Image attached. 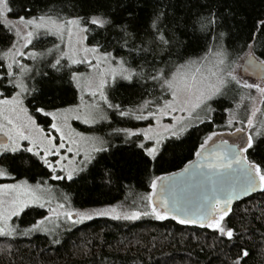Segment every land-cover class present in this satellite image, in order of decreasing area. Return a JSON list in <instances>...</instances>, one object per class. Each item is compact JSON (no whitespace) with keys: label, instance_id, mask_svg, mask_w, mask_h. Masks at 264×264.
Returning a JSON list of instances; mask_svg holds the SVG:
<instances>
[{"label":"snow or ice","instance_id":"snow-or-ice-1","mask_svg":"<svg viewBox=\"0 0 264 264\" xmlns=\"http://www.w3.org/2000/svg\"><path fill=\"white\" fill-rule=\"evenodd\" d=\"M12 2L0 0V42L5 43L0 60L10 61L7 70L0 73V87L7 90L11 86L16 90L10 98L0 99V177L14 179L13 172L27 173L37 166L48 169L52 173L51 178L57 181H73L81 173L91 175L98 165L108 159L104 154L116 145L105 135L84 136L74 133L78 137L75 139L71 132H65V128L69 127L68 114L77 113L74 118L81 120L79 113L82 108V122L85 124L107 121L106 110L121 118L148 121L145 128H113L106 134L108 137L122 135L123 143L138 150L135 154L146 158V162H155L163 156L167 147L178 146L175 144L177 141L183 143L182 137L191 129L199 130L201 125H205L210 130L195 149L197 159L185 164L179 173L156 176L150 180L152 192L146 198L150 213L133 211L121 214L115 206L93 209L92 212L74 211L66 208L70 201L67 194H61L65 203H58L57 208L49 207L48 211L56 215L57 219L63 216L68 224L67 231H71L72 226L92 220L94 215L110 216L115 220H137L152 215L160 221L171 216L172 220L180 224L196 223L178 215L191 209L183 202L182 192L176 189L186 192L190 188H197L196 214L201 226L206 222L207 227L216 231L221 240L234 242L237 233L222 223L232 212L230 205L257 190L264 193V160L250 158L264 151V120L258 119V114L264 117V109L255 105V98L245 97L240 92L255 88L261 95L260 103L264 104V87L248 83L236 73V63L222 43L225 33L216 31L220 18L215 8L205 3L201 5L204 11L177 19L171 17L163 6H155L145 25L138 24L137 17L132 13H129L125 22L117 24L112 18L113 9L108 0H81L80 7H84L87 2L91 14H77L72 18L62 16L54 8L33 16L32 10L22 4L21 8L28 15H20L15 20L9 19L13 12L10 6ZM110 30L115 32L111 38L108 35ZM260 30L264 31V21L260 22ZM89 31H98L104 43L97 41L95 46L81 49L73 44L69 51L61 50L59 56L45 63L47 56L52 55L54 50H60V45H55L54 49L47 52L28 53L27 58L33 61V66L20 63V59L26 55L22 49L32 45L33 40L39 39L41 34L54 35L62 41L67 34L71 41L74 35ZM197 33L205 39L211 34L213 44L204 56L185 58L190 42H199ZM182 36L185 39L182 40ZM109 47L123 50L127 56L118 58L108 51ZM247 47L250 51L246 54V64L258 67L264 74V59L256 57L251 44ZM79 51L85 55L77 59ZM89 53L92 54L91 60L87 58ZM64 60L67 63H62ZM254 61H258V64ZM82 63L96 70L98 82L93 84L90 77L86 78L71 67ZM0 67L4 65L0 64ZM46 69H51V72ZM59 73L66 74L68 82L79 92H87L93 102L85 104L81 95V103L75 107L52 105L49 110L48 104L34 106L35 114L50 118V122H46L51 130L59 133L57 138L37 123L35 115L24 106L23 98L33 96L36 99L35 93L39 92L35 85L27 81L36 77L52 80ZM5 80L6 85L3 83ZM121 80L129 85H139L142 89L141 100L134 108H125L121 103H113L109 99L106 90ZM237 95H240V101H252L253 106L248 110L246 119L238 118L239 102L235 108L220 107L226 101L235 102ZM145 96L150 98L146 99ZM218 110L228 117L222 125L217 123ZM165 119L169 122L164 123ZM237 123L241 126L235 127ZM223 127L235 128V131L225 133L217 130ZM225 135L235 137V141L230 144L229 140L223 139ZM215 138H219L218 143ZM66 153L73 154L69 165L62 163L69 159ZM81 154L82 158L76 160ZM113 168L114 165L104 164L100 169L102 179L109 184L115 175ZM58 169L65 174L56 175ZM158 188L159 207L153 201ZM45 195L49 199L45 200ZM42 200L44 203H40ZM46 203L51 204V190L42 189L39 183L35 188L27 180L0 184V223L4 225L0 227V236L11 235L16 231L8 228L7 222L11 217L19 216L30 204H39L43 208ZM6 204L8 208H5ZM50 221L51 217L45 216L23 234L38 232L41 225ZM239 238L243 239L242 236ZM53 243L59 244L60 240H54ZM259 254L264 257V248ZM248 258L249 251L240 245V251L231 264H247Z\"/></svg>","mask_w":264,"mask_h":264},{"label":"trees","instance_id":"trees-1","mask_svg":"<svg viewBox=\"0 0 264 264\" xmlns=\"http://www.w3.org/2000/svg\"><path fill=\"white\" fill-rule=\"evenodd\" d=\"M81 0H13L11 7L13 12L9 19L15 20L26 13L21 5L30 8L31 15L37 16L54 8L66 18L75 15L87 16L91 14V8L85 2L80 7ZM112 11V18L117 24L127 20L129 13L137 17L138 24H145L155 6H163L171 17L180 19L194 15L198 11H204L201 5L208 3L215 8L220 18L217 32H224L222 43L227 49L231 59L239 64L247 56L249 44L255 51L256 57L264 59V31L260 30V22L264 21V0H108ZM92 27V26H89ZM109 38L115 35L109 31ZM200 36L198 43H191L185 58H197L204 56L208 48L213 44L212 35L207 39ZM185 39V37H181ZM97 41L104 43L98 31L86 33V43L93 47ZM59 40L53 35L41 34L39 39H34L29 50L47 51L54 49ZM5 43L0 42V57L3 56ZM108 51L114 55L127 56L120 49L109 47ZM61 50H54L47 56L45 63L59 56ZM131 59V57H128ZM175 59V57H174ZM62 63H67L66 60ZM0 73L7 70L6 60H0ZM74 71L82 70V67L71 65ZM51 72V69H46ZM56 79L41 80L36 77L27 81L35 85L39 92L25 98L26 107L30 113L44 127H48L49 118L34 113V106L48 104L51 106L68 107L78 101V90L68 82L64 73L55 74ZM63 79H60V77ZM6 85L7 81H3ZM4 91L3 98L11 97L16 90L11 86L0 87ZM142 89L139 85H129L126 81H118L113 87L107 89L109 99L113 103H121L125 108H134L141 100ZM257 90L244 89L240 95L256 98ZM240 95L236 101H226L220 107H236L238 118L246 119L248 110L252 107V101L245 99L240 101ZM145 98H150L145 96ZM264 109V104L261 105ZM109 122L101 124L93 131L105 135L116 147L110 149L104 155L108 157L97 169L89 173H81L73 181H54L52 173L48 169L37 166L27 173L13 172L12 181L27 180L33 184H51L58 187L63 194L70 197L66 204L73 210H93L112 206L121 207L125 211L151 212L148 206L147 196L152 192L150 180L156 176H167L170 173H178L189 161H194L195 149L203 137L210 130L201 125L200 129H191L183 137V143L175 142L178 146L167 147L163 156L155 162H146V158L136 155L138 150L123 143V136H111L113 128H139L141 122L116 116L110 111ZM223 117V118H222ZM227 114L218 110L217 123L224 124ZM111 125V127H109ZM238 126V123L235 125ZM226 127L217 130H225ZM48 130V129H47ZM172 143V142H169ZM254 160H264V151L259 155L250 157ZM104 164L114 165V177L109 184L102 179L100 169ZM57 175H62L58 172ZM60 203H65L63 200ZM48 215L43 208L32 207L27 209L19 218L17 232L13 236L0 238V264H231L243 245L250 253L247 264H264V257L259 253L264 248V193H259L236 204L232 212L226 217L225 223L237 233V239L229 242L221 240L216 231L207 226L193 224H180L169 217L160 221L152 218V215L142 216L137 220H115L109 217H99L91 221L73 226L71 231L60 228L52 237L33 234L24 235V231L30 228L36 221ZM242 236L243 239L239 237ZM60 240L59 244L53 243Z\"/></svg>","mask_w":264,"mask_h":264},{"label":"rangeland","instance_id":"rangeland-1","mask_svg":"<svg viewBox=\"0 0 264 264\" xmlns=\"http://www.w3.org/2000/svg\"><path fill=\"white\" fill-rule=\"evenodd\" d=\"M85 37H86V33L81 32L78 35H74L72 37L71 41L69 40V37H68L67 34H65L63 41L61 39H59L58 37H56V38L59 40L58 45H60V50H62V51H69L71 45H73V44H75V47L77 49H81L83 47L91 48L90 46L87 45L86 38ZM78 40L80 41V43H76V41H78ZM22 43H23V41L20 42V44H22ZM20 44H18L17 46L19 47ZM29 46L27 48H25V49H22L25 52L26 55H25L24 58H21L20 59V63L21 64L28 65V66L31 67V66H33V61L31 59H28L27 58V54L30 53V52H33L34 50H29L27 52V49L29 48ZM35 52H40V51H35ZM41 52H47V51H41ZM84 55L85 54L82 51H79L78 52V55L76 56V58L79 59V58L83 57ZM87 58L89 60H91L92 59V54L91 53L87 54ZM246 58H247V56L244 58V60L242 62H240L239 64H236V73L242 78V80H245V81H247L248 83H251V84H259L261 87H264V81L254 80L252 78H247V77H244L242 75V67H241V65H243V63H244V61H245ZM9 62H10L9 60H6V65ZM73 66L82 67V70H79L78 72L84 74V76L86 78L87 77H90L93 80V84H95L96 82H98V78L95 75L96 70L93 69V68H91L88 64L82 63V64H76V65H73ZM14 70H17V69L14 68ZM109 81L111 82V78L110 77H109ZM106 92H107V90H106ZM0 93H3L4 94V91L0 89ZM14 94H15V92H14ZM81 95H83V101H84L85 104L93 102V98L90 97L87 94V92L81 93V92L78 91V101L75 104L71 105L72 107H75V105L81 103V101L79 99V97ZM8 98H10V97H8ZM25 98L26 97H24L23 99H24V106L26 107ZM0 99H4V98L1 97V95H0ZM260 101H261V95L257 91L256 98H255V105L257 107H260L261 108V105L262 104L260 103ZM83 111L84 110L82 108L81 111H80V113H79L81 115L82 119H83ZM106 111H107V115H108V120L107 121H101V122H99L97 124H85V123L82 122V119L81 120H77V119L74 118L77 113H69L68 114V120H67V124H68L69 127L68 128H65V132H71L73 134V136H74V133H81L84 136L101 135L100 133H98L96 131H93V128H95V127H97V126H99L101 124H104V123H107V122L110 121V119H111L110 111H108V110H106ZM35 118L37 120V117H35ZM258 119L259 120H264V117H261L258 114ZM139 122H141V124H142L139 128H145L148 125V121H139ZM163 122L164 123H168L169 121L167 119H165ZM37 123L40 124L38 122V120H37ZM40 125H41V127H43L45 129L46 132H52V134L55 135L57 138L59 137V133H55L49 127L46 128L42 124H40ZM240 126L241 125L238 123V126L237 127H240ZM219 131H223V132L226 133L228 131H235V128L228 129L226 127L225 130H219ZM74 138L75 139H78V137H75V136H74ZM215 139H216V142H219V138H215ZM223 139L229 140L230 143H233L235 141V137H231L230 138L227 135H225L223 137ZM210 144H211V142H210ZM66 147H67V143H66ZM61 151H62V153L64 152V150H61ZM66 155L68 156L69 159L62 161V163L64 165H69V161L72 159L73 154L72 153H66ZM81 158H82V154H81V156H77L75 159L76 160H79ZM50 159H54V158H50ZM58 172L61 173L62 175L65 174L64 172L59 171V169L57 170V172L55 174L57 175ZM20 181H22V180H20ZM54 181H57V180H54ZM18 182L19 181H12L11 178L0 177V184H6V183L7 184H11V183H18ZM28 184L31 185L33 188H35V186L37 185V184L30 183V182H28ZM40 185H41V188L44 189V190H51V204L49 205V204L46 203L45 206L43 207V209H46L48 211V208L49 207L57 208V204L60 203L63 200L61 198V194H63V192L58 187L53 186L50 183L49 184H45V185H43V184H40ZM47 199H49V196L48 195H45V200H47ZM40 203H44V200L40 201ZM8 207L9 206L6 204L5 205V208H8ZM32 207L41 208V207H39V204H30L29 207L25 208L24 211L21 212V214L19 216H13V217H11V219L8 220V222H7L8 228H14V229H16V231L13 232L11 235L0 236V238L1 237H7V236H13L17 232V227H18V223L16 224L15 223V220L17 218H19L27 209L32 208ZM115 207H116L118 213H121V214H123L125 212H127L129 214L131 213L129 211L123 210L121 207H118V206H115ZM66 208H68V207L66 206ZM68 209H71V208H68ZM57 210L60 211V212L64 211V209H57ZM71 210H73V209H71ZM79 211L92 212V210H79ZM47 216H50L51 217V221L50 222H45L44 225H41V230L40 231H38V232L37 231L32 232L34 235L35 234H40V235H46L48 237H52L55 234H57V232L59 231V229L61 227L62 228H65L67 226L66 228H68V224L65 221V219L63 218V216H61L59 219H57L56 215H54L53 213H50L49 211H48V215ZM99 217H109V218H111L110 216H95L94 215V218L93 219H96V218H99ZM152 218L156 219L154 216H152ZM121 219H123V218H121ZM88 221H91V220H87L85 222H88ZM57 225H59V227H57ZM77 225H79V224H77ZM0 227H4V225L2 223H0ZM45 229H52V231H45Z\"/></svg>","mask_w":264,"mask_h":264},{"label":"water","instance_id":"water-1","mask_svg":"<svg viewBox=\"0 0 264 264\" xmlns=\"http://www.w3.org/2000/svg\"><path fill=\"white\" fill-rule=\"evenodd\" d=\"M246 60H247V58L245 59V61L243 63L242 75L244 77L252 78L254 80L264 81V74H262L260 72L259 68L258 67H253V66H250V65L246 64ZM254 63L255 64H258V61H254ZM245 68H247V71H245ZM196 159H197V157H196ZM177 179H179V178H177ZM159 183L160 182H158V184ZM176 190L182 192V194H183V202L185 203V205L188 208L191 209L187 213H178V215H180V218L196 221V223H187V224H193V225L201 226V223L199 221V217L196 214V201L198 199V195L197 194L199 192V189H197V188H190L186 192L183 189H176ZM259 193H260L259 190H257L256 192L251 193L249 196H245V197L240 198L237 201H233V203H232V205H230V207L233 208L236 204H238V203L246 200L249 197H252L254 195H257ZM158 199H159V188L157 189V195H155L153 197V201L157 203V207H159ZM169 217H171V216H169ZM204 226H207L206 222H205Z\"/></svg>","mask_w":264,"mask_h":264}]
</instances>
